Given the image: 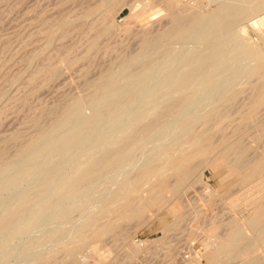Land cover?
I'll return each instance as SVG.
<instances>
[{
    "label": "rangeland",
    "instance_id": "obj_1",
    "mask_svg": "<svg viewBox=\"0 0 264 264\" xmlns=\"http://www.w3.org/2000/svg\"><path fill=\"white\" fill-rule=\"evenodd\" d=\"M101 1L102 0H0V146L3 142L4 136H9L15 130L20 132L22 131L23 140L27 139L31 134H33L35 132L34 126H29V119L36 115H41V117H43L42 123H45V126L49 127V130H51L49 133L46 134L49 138L45 136V138L47 139H43V142L41 140V143L38 144L40 146H35V148L38 146L36 148V154H39V152H42L47 147L54 146V139H61L67 133L75 132L78 129L77 127L83 124L85 120L92 119V117L95 115V109L93 108V106H91L88 100L91 95L89 93H92L91 84L97 81L107 70L117 68L118 66L116 65V63L119 65L121 59L136 55L142 47V39L145 35L146 37H153V39L157 38V42L155 41V43H159L157 44V47L158 45L159 47L155 49V53L149 55L150 57L147 56L146 59L142 58V60H136L129 65V69L131 71L135 69L133 72H136V74H138V71L140 72L142 70L145 61L157 63L158 60L162 58L164 51H169L170 53L173 52V57L179 56V54L181 56H190L194 54H202V52H209L211 47H209L210 43L206 39L197 41L187 40L185 42H181L178 40H167L166 37H161V35L168 31L170 28H172L174 24H176V21L180 23H185L193 15L195 16L196 14L207 16L216 11L218 6L222 3H226L227 0H123V2L122 0H113V4L115 2H118V6L116 5L117 7H115L114 9L100 10L99 12H97L96 14L94 13L90 17L83 15L87 8L99 4ZM120 1L121 4L119 3ZM238 1L239 0H236V2L235 0H228V2L235 3L237 5H244L248 9H250V7L251 9H253L255 6L264 5V0H254L258 3H252L254 1H251V4H249L250 2H247V5ZM127 3L132 4L134 8L130 10L129 8L125 7L124 4ZM81 11L83 13H81ZM83 16L86 17V19ZM64 17L66 19L70 18V24L68 26H62L60 28L58 27L59 29H56L57 27L55 26L54 28L58 31L54 29L56 38L54 36L52 38V41L47 37L46 31L44 30H48L52 25H54L57 20ZM242 18L243 17H241V19ZM239 19V16L233 18V23L231 24L232 27L228 26L229 29H227L228 27H225L220 28L223 29V31H221L220 29L213 30L214 33H219L220 35L227 36V39L225 41L226 44L223 46L226 53L225 59H223L221 64H218L219 66L217 65V67L213 70V74L218 71L216 75L218 74L220 79H222V81L220 80L221 82L218 83L214 91H218L219 94H226L230 91V89L227 88L230 87V75L228 76V74L232 73V68L235 69L233 72L237 70L236 72H242L243 74L244 71H247L248 69L253 67L256 61L255 58L253 59V57L251 58V56L249 58L247 56V59L246 57L241 58V55H243L245 49L242 47L237 48L238 46L235 44V40L236 42L242 41L247 43V45H249L253 49V51L255 49V52H259L261 49L264 53V39L259 36L260 32H258L255 28L247 26V33L242 34L239 31L241 25L238 24H246L244 23L246 19L244 18L242 19V21L240 20V22ZM104 27L108 28L109 35L106 33L104 34L105 36L103 35L104 37L101 36L97 40V44L94 50H90L89 45L94 40L95 33L103 29ZM224 29L227 30V32ZM63 30L65 31V35ZM234 30L236 32H234ZM62 31L64 36L61 33ZM58 34L62 35L63 37H59ZM47 40L49 41V43ZM158 50L160 52L159 54H157ZM44 56L47 57L45 58ZM153 56L155 57L153 58ZM177 58H180V56ZM235 58L238 61H234ZM261 59L259 60L260 63H258L259 65L262 64L260 66H263L264 57H262ZM50 63H54V66L56 65V75H54L53 77H48L47 74L41 72L40 74H38L37 77H35L34 80L33 75L39 72L41 68L44 69L47 64L49 65ZM238 63L241 64L238 65ZM231 65L232 68L230 67ZM245 66H247L248 69ZM228 67H230V70H228ZM223 68H228L226 69V71L228 70L226 73H230L226 74L225 69ZM243 69L244 71H242ZM222 72L225 74L223 75ZM158 73L159 72H157V74ZM225 75H227V78L229 77L228 80H225ZM45 76H47L48 78ZM254 76L256 77V75ZM254 76H251L252 80L250 79L252 83L253 81L255 82L254 79H256ZM29 77L31 78L32 82L29 80ZM45 78H47V80ZM150 79L151 81H149ZM150 79H148V82L151 83L153 79ZM243 79L245 80V78ZM156 81L157 80L155 79V81L151 84L148 82L144 83L143 81L139 85H137L140 88L136 87L137 89L135 90H139L142 92H147V90L154 91V96L160 99L163 105L164 103L167 104L168 101L170 102L172 98H176L180 95H183L184 91H177L172 97L170 95H162L161 93H163V90L160 89L159 86H157ZM224 82H228L227 87ZM149 84L151 86H149ZM221 84L222 87L223 85H225V87L222 88ZM142 85L144 86L142 87ZM116 86H118V88H121L122 90V85L120 82L117 83ZM146 87L147 89H145ZM221 91L224 93H222ZM200 92H202V94ZM200 92L199 95L202 97L198 95L197 98H195V103H197V105L195 103L192 104L194 107L192 105H188L186 109H184V111H180L183 113H173L175 115H172L173 120L171 119V121L167 123L168 125L162 128L163 130L159 129L157 130V133L155 131V134L152 133L153 135L147 138L148 140L144 139L140 142V145L135 148V151H132L131 157L129 158V161H133L134 164L132 163V165H130L131 163L128 161L124 163V166L121 165L120 168H116L118 171L123 173V175L117 170L116 172H114L115 169L111 170V172H105L104 174H102L104 175V177L100 175L92 183H90V187H92V190L89 186H87L86 188H81L79 191L69 193V195L65 198L67 199L66 201L65 199L59 203H57L56 201L58 199V192L55 191L53 185L49 182V179L53 172L58 169V173L60 176L73 175L77 167L83 168L87 162H91L95 160L98 156H100L101 150L98 149L94 151L92 148L95 138L101 135L111 136L113 138H121L127 136L131 132H133V130H135L138 125L140 126L146 123L153 116L159 113L160 110L158 107L143 110H135L131 106H127L129 107L128 110L131 111L126 110L127 108L124 107L122 109V112L119 111L120 113L108 115L109 117L105 116L100 121V127L98 125V128L95 130V136L93 134V137L87 138V145L92 143L89 146L86 145L87 149L86 146L84 148L78 146L75 148L65 147L62 150L50 152L47 156H44L43 154L39 155V157L35 161L28 160L31 157L30 153L29 155L24 156V159L22 158V160L18 162L14 161V163L12 161L11 163L9 161L2 165V167L5 168L6 172L4 173V177H0V216L3 215L5 211L9 208L15 209L18 204L19 198L22 197H25L28 201L27 210L29 212H27L22 222V225L14 226L0 234V239L3 238L2 240H0V251L2 252V254L0 253V264H28L25 261L35 264L38 259L44 257L51 259V262L49 261L47 264H66L65 252L64 250H62V246L74 240L76 236L75 230H77V228L82 224V222L87 218L89 214L97 211L99 205H101L105 201H108V198L112 197L113 193L118 189V186H120L119 184H121L122 181H132L134 176L138 173L139 169L143 166V164H140L139 162H144V160H146L147 162L152 157H156L158 155V152L161 153L167 146L171 145L175 141L174 138H176V134L179 135L180 133L179 130L180 128H182L180 127V125H182L186 121V119L194 116L198 117L200 115V117H203L205 115H209V113H214L212 111L215 110L216 113L217 110L220 111L219 108H221V106V111H227L230 117V103L229 105L226 104L225 106L224 104L218 107L217 103L213 104L217 95L212 96L211 94L210 96L208 93L207 95H205L204 93H206V90H201ZM203 95L205 96L203 97ZM209 96L211 98H209ZM76 97H78V99H81L82 110H80V116L77 117L76 120L74 119L73 123H71V121L68 123L69 125H65L63 123V120H60L58 125L55 124V126L57 125L55 127L52 124L51 118L44 117L45 113L42 114L49 107L51 108L57 105H61L59 103H65L73 98L76 99ZM144 98L139 99L140 101H137L136 105L139 104L138 106H141L143 104H146L147 98ZM199 100L202 102L198 103L200 102ZM203 100H205V102ZM215 102H217V99ZM190 112L191 115L189 114ZM261 113L263 115V112ZM134 115L136 116L133 117ZM129 117H133V119H135L134 123L136 125L134 123H132L131 126H127V124L125 125V120H127V118ZM44 121H47V124ZM229 121L230 119L219 121L217 125L214 126L217 131L215 133L216 136L214 135L213 137V141L215 139L218 140L214 141L217 150L215 149V151H213V155L208 154L206 156L199 157V160L196 159L197 165L200 164L198 165L196 173L197 180L193 184H188L186 186V188L180 193L184 194L180 195L181 197L179 196V199L178 197L171 198V196L167 194L165 201H168V199L170 200V198L172 200H170L169 203H166L164 201L166 204H160L161 206L166 205L165 208L161 207L160 205H153L145 210V215L143 214L139 218H132L129 220L122 221L120 225V230L123 231L122 233H125L123 234V236L121 233H119V230L117 233H109L99 238L89 237L85 244L82 245V247L75 252L73 258H71L69 262L71 264H179V259H176L175 261H173L174 259H172L171 261V258H173L171 254L172 251L175 250L179 253L182 252L181 254L185 256H194V259L197 256L200 257L206 250V243L208 240H210L209 238L213 240L216 236L222 237L223 235L227 234L226 232H228L230 229L231 219L242 221L245 217L249 216L252 213V209L250 207L251 202L258 198V196H260L261 193L264 192V182L262 181L264 175L263 177H260L259 180H255L253 184L251 182L252 186L254 187L255 183L262 181L258 185L262 189L260 188L261 190H258L259 187L256 185L254 188L255 190H257L256 192L255 190L253 192V187L250 186V182H248L249 184L245 183L248 184L247 186H245L244 184L236 183V177L229 170L230 157H228L227 163L224 165L216 167L211 164L213 161H216V159L218 160V158H220L217 151L221 147L223 141H230V135H232L235 131L233 124L229 123ZM223 122H226L225 125L223 124ZM197 123H199V125ZM201 123V121H196L195 123H193V128H195L196 130H202L203 126ZM222 124L224 125V127ZM25 125L26 127L24 129L23 126ZM175 126L179 127V129ZM253 127H251V129H249L250 127L247 128L244 133V137L242 136L243 138H245L244 141H242L243 144L247 141V143H245V146L248 145L247 148L249 149L250 155H253L255 152V148H253L254 140H251L252 138L250 137H253L254 134H257V127ZM18 128H21V130H19ZM115 128L119 129L116 130ZM165 129H169L168 131L171 133L169 134V132ZM96 132H98L97 135ZM222 133L227 136L225 137ZM51 134L52 137L50 138ZM167 134H169L170 137L172 136V138L175 136L173 138L174 140L170 137H167ZM217 134H221V137L223 135L224 139H222L221 137L218 139L219 136ZM161 136L164 138H162ZM165 136L169 139L165 138ZM92 138L93 142L89 143V139ZM160 139L161 141H159ZM164 139H166V142L160 145L164 142ZM153 140L155 141V143ZM151 141H153L152 143L154 144H151V146H149ZM248 141H250L249 144ZM159 142L161 143L159 144ZM148 147H150L149 149L151 150H147ZM155 147H158V149ZM152 149L156 150H154V153H152V155L150 154L149 156V152H153ZM8 150L10 153H12L15 150V143L11 142L8 145ZM144 152H147L146 155H143ZM137 156L140 159L139 162L136 161L138 163L135 162ZM145 156L149 157L145 158ZM133 157H135L134 160H130ZM128 163L130 166L128 165ZM209 164L211 166H209ZM127 166L130 168L127 169ZM131 167L133 168L131 169ZM122 168H124L125 170L121 171ZM128 170L130 171L127 173L126 171ZM108 173L109 176H107ZM117 175L123 176V179L121 177L117 178ZM112 178L114 180L115 178L118 179L116 181H118L119 183L116 181H111L113 180ZM105 182H107V184ZM112 183H116V186L114 185L116 189L111 186L113 185ZM240 186L244 189H240ZM45 188H47L45 200H48V206L37 203V199L35 198L38 192ZM110 188H113L112 192H109L111 191ZM105 189L107 191H104ZM94 190L96 191V193H99H97L98 197L96 196L95 192L93 193ZM100 190L101 192L103 190L105 194H109L106 195V199H103L105 196L104 192L101 193L103 197L100 195ZM248 190L249 192H247V195L246 191ZM85 191L87 193H85ZM250 191H252L251 194H249ZM243 192H245V194ZM74 194L75 196L73 197ZM88 194H91V197H87ZM84 195H87L86 200V197ZM83 196L85 197L84 199H82ZM250 197L251 199H249ZM101 199H103L104 201ZM89 200H91V204L89 203ZM248 200H251V202ZM97 201L99 203L98 206ZM5 203L6 205H4ZM157 206L161 208H158ZM170 206H175L176 209L174 213H170ZM66 207L68 209H66ZM94 207H96V209ZM48 208H51V210ZM86 208L89 210H87ZM46 209L48 210V212H46ZM52 209H56L57 211L54 210V212H52ZM84 209L86 210L87 214L84 213ZM152 209L154 211H152ZM79 212L81 213V215ZM82 212L84 213L83 218H81V216L83 215ZM51 213H53V215H51ZM62 213L63 215L60 217ZM238 213L240 214L238 215ZM49 215L51 216L50 219H48ZM111 216L103 217L104 220L103 218L101 220L102 224H105L107 221H109V219H111ZM57 217L60 218L58 219ZM78 217L81 218L79 221L77 220L79 219ZM55 218H57V220L53 221L55 220ZM71 219L74 220V222ZM44 222L46 225L42 224ZM64 222L68 224H65V226L63 227L62 224L64 225ZM212 222V225L215 226L211 225ZM71 223H73V225ZM49 224L53 225L51 226L52 228L54 227L53 230L50 228L51 230L49 231ZM58 224H60V226H58ZM211 227L214 228L212 229ZM59 228L61 229L59 230ZM56 230L57 235L55 234ZM69 231L70 233H68ZM43 233L46 235L42 238V236H44ZM247 233L251 235V232L248 231ZM39 235H42L40 236L41 239H39ZM47 235L50 237L49 242H47ZM64 235L65 237H63ZM205 238L207 240H205ZM59 239L61 240V242L58 241ZM51 240H54L56 243L54 241L53 244L50 243L52 242ZM122 240L125 244L121 243L123 242ZM57 241L60 243L57 244ZM37 248L38 250H41V252L37 251ZM261 249V247H258V251H261ZM189 251L193 254L195 253V255L191 254ZM33 252H37L38 254L35 253L30 257V253L32 254ZM60 253H62V255H60ZM168 254H170V259L169 257H167ZM25 255L27 256L25 257ZM233 261L235 263H233ZM237 261L240 262V258L232 260L231 263L240 264ZM202 263L206 264L204 259H202Z\"/></svg>",
    "mask_w": 264,
    "mask_h": 264
},
{
    "label": "bare ground",
    "instance_id": "obj_2",
    "mask_svg": "<svg viewBox=\"0 0 264 264\" xmlns=\"http://www.w3.org/2000/svg\"><path fill=\"white\" fill-rule=\"evenodd\" d=\"M229 1H233V0H229ZM239 1H240V3H243V4L244 3L246 4L247 2H250L249 4H251V1H254V0H239ZM112 2H113V0H102L99 4L94 5V6H90L89 8H87L83 15L90 17L94 13L96 14L97 12H99L100 10H110V9H114L115 7L118 6L117 5L118 2H115L114 4ZM122 2H123V0H122ZM235 2H236V0H235ZM256 2L257 1H254L252 3H256ZM119 3L121 4V1ZM124 5H125V7L129 8L130 10H132L134 8V6L130 3L124 4ZM252 8H253V4H252ZM81 13H83V12L81 11ZM238 16L240 17L239 22H240V20L242 21V19H244V18L246 19L244 22L246 24H238V25H241L239 28V31L242 34L247 33V26H249L251 28L257 29V31L260 32L259 36H261L264 39V5L263 6H255L253 9H251V7H250V9H248L244 5H237L235 3L228 2V0H227L226 3L220 4L216 11H214L213 13H211L207 16H202V15L196 14L195 16L193 15L185 23H183V22L180 23V22L176 21V24H174V26L172 28H170L168 31H166L165 33H163L161 35V37L162 36L166 37L167 40H178L181 42H185L187 40L197 41V40L206 39L210 43L209 47H211L209 52H207V53L202 52V54H194V55L186 54V55H190V56H181L179 54L180 58H177L179 56L173 57V55H172L173 52L170 53L169 51H164L162 58H160L157 63L145 61V64H144L142 70L140 72L138 71V74H136V72L135 73L133 72L135 69L133 71H131L129 69V65L136 60H139V59L142 60V58L146 59L147 56L150 57L149 55L155 53V49L159 47V45L157 47V44H159V43H155V41L157 42V38L153 39V37L150 38L149 36L146 37V35H145L144 38L142 39V47L136 55H134L132 57L127 56L128 58L125 57L124 59H121L119 62V65L116 63V65L118 66L117 68L107 70L105 73H103V75L97 81H95L91 84L92 93H89L91 95H90L88 100H89V103L91 104V106H93V108L95 109V115L92 117V119L85 120V122L83 124H81L79 127H77L78 129L75 132H69L64 137H62L61 139H58V138L54 139L53 140L54 146L47 147L42 152H39V154L35 153L36 148L38 146H40L38 144L41 143V140L43 142L44 141L43 139H47V138H45V136H47L46 134L51 131V130H49V127L45 126V123L44 124L42 123L43 117H41V115L40 116L36 115V116H33L31 119H29L30 120L29 126L33 125L35 132L33 134H31L27 139L23 140L22 131L20 132V131H16V130L15 131L13 130L14 132L11 133L9 136L8 135L4 136L3 142L0 146V177H4L5 176L4 173L6 172L5 168L2 167V165H4L5 163H7L9 161L11 163H12V161L18 162V161L22 160V158L24 156L29 155L30 153H31V157L28 160L35 161L39 157V155L43 154L44 156L45 155L47 156L50 152L59 151V150L64 149L65 147H74L75 148L78 146V147L84 148L88 144V141L86 142L87 138L93 137V134H94L95 130L98 128V125L99 124L101 125L100 121L105 116L120 113L119 111L122 112V109L124 107L127 108L126 110L129 109V107H127V106H131L135 110H143V109L157 108V107L159 108V110H160L159 113H157L155 116H153L146 123H144L140 126L138 125V127L135 130H133V132H131L127 136H124L121 138H113L111 136L101 135V136H98L97 138H95L94 139L95 141H94V144L92 145V148L94 151L98 150V149L101 150L100 156H98L95 160H93L91 162H87L83 168L77 167L75 169V171H74L75 173L73 175H64V176L61 175L60 176L58 173L59 170L58 169L55 170L53 172V174L51 175L49 182L53 185L55 191L58 192V197H57L58 199L56 201H57V203H59L62 200H64L66 198V196L69 195V193L79 191L81 188H84V187L86 188L87 186L90 187V183H92L97 177L104 174L105 172H109V171L111 172V170H113V169H115L114 172H116L117 167L120 168L121 165L124 166V163L129 161V158L131 157L132 151L133 150L135 151V148H137L140 145L141 141L149 138L150 136L153 135L152 133H154L155 131L157 133L158 132L157 130L162 129L163 127L168 125L167 123H169L171 121L172 115H174L175 113L179 114L177 112H180L182 110L184 111V109H186V107L188 105L194 104L195 98H197V96L200 93L202 94V92H200L201 90H206V93H204L205 91L203 92L205 95H207V93L210 96H211V94H212V96L217 95V97L215 98V101L217 99V102L214 101L213 104L217 103L218 107H220L221 105H224V104L226 106V104L229 105V103H230V108H229L230 109V117H229V114L227 111L226 112L221 111L222 106H221V108H219L220 111L217 110V112L219 111L218 113L217 112L215 113L216 110L214 108L215 111H212L214 113H209V115H205L203 117H200L201 115L200 116L196 115L198 117H195V116L189 117L188 119H186V121L182 125H180V127H182V128H180V130H179L180 133L178 132L179 135L176 134V138H174L175 136L173 135L174 136L173 138L175 139V141L174 142L172 141L173 143L171 145L167 146L161 153L158 152V155L156 157L155 156L152 157L147 162H146V160H144V162H145V164H144V162H139L140 159L137 156V158L139 160L136 158L135 162L138 161L140 164L142 163L143 166L141 165L142 167L139 169L138 173L134 176L132 181H122V183L119 184L120 186H118V189L113 193L112 197H110L111 199L108 198V201H105L101 205H99V208L97 209V211L89 214L87 216V218L82 222V224L77 228V230H75L76 236H75L74 240L71 241L70 243L62 246V250H64V252H65V258H66L65 263L66 264H71L69 262V260L71 258H73V255L75 254V252L78 249H80L82 247V245L85 244V242L87 241V239L89 237L99 238V237H102L103 235H106L109 233H117L121 229L120 225H121L122 221L129 220L132 218H139L144 214V212L147 208H149L153 205H160V204L162 205L165 202L169 203L170 200H172L171 198H173V197L174 198L178 197V199H179V196L184 194V193H182V194H180V193L186 188V186L188 184H193L197 180L196 179L197 178L196 173H197L198 165H200V164L197 165L196 159H198L199 157L206 156L208 154L213 155V151H215V149H216L214 141L217 140V139H215L213 141V137L217 131L214 128V126L217 125V123L219 121H224V120L230 119L229 123L233 124L235 131L233 132L232 135H230V141L229 140L223 141L221 147L217 151L220 158H218V160L216 159V161H213L211 164L216 166V167L220 166V165H224L227 163L228 157H230L229 158L230 159L229 160L230 172L236 177V180H237L236 183L244 184L245 186H247L249 184L248 182H250V184L252 182V184H253V182H255V180L257 181L260 179V177H263V175H264V65L263 66H260L262 64L259 65V63H260L259 60L262 57H264L263 51L260 49L259 52H255V49L253 51V49L249 45H247V43L242 42V41L236 42V40L234 41L232 39L235 42V44L238 46L237 48L242 47L245 49L243 55H241V58L246 57V59H247V56H248V58L251 56V58L252 57H253V59L255 58V60H256L255 64L250 69H248V67L245 66L248 70L244 71V69H245L244 68L242 70V71H244L243 74H242V72L241 73L236 72L237 70L235 72H233L235 70L232 68V65L234 64V62L230 66L233 69V70L231 69L232 73H230V72H228L230 74L226 73L228 70H230V67H228L229 69L226 68V69H228L227 71L225 68H223V69H225V73L228 74V76L230 75V87H227L228 82H224V84H226V87L228 89H230V91L226 94L222 91L221 92L224 94H219L218 91L214 92L218 83H220L222 81V79H220L218 74L216 75V73L218 71H216L215 74H213V70L217 67L218 64H221L223 59H225L226 53H225V49L223 48V46L226 44L225 41L227 39V36L220 35L219 33L218 34L214 33L213 30L225 28L228 26L232 27V25H231L233 23L232 19L235 17H238ZM241 17H243V18L241 19ZM84 18L86 19V17H84ZM69 19H66L65 17L61 18V19L57 20L54 23V25H52L50 28L48 27L49 28V29L47 28L48 30H44V31H46L47 37L52 40V38L55 36V30L59 29L62 26H68L70 24ZM173 20H174V18H173ZM176 20H177V18H176ZM76 21H77V19H76ZM55 26L57 27L56 29L54 28ZM227 29H229V27ZM220 30L223 31V29H220ZM56 31H58V30H56ZM63 31L61 32L62 35H63ZM108 31H109L108 28L104 27L103 29H101L95 33V38L89 45L90 50H94V48L96 47V44H97V40L101 36H103L104 34H106V33L108 34L109 33ZM225 31L227 32V30H225ZM234 32H236V31L234 30ZM62 35H59V37ZM64 35H65V31H64ZM55 38H56V36H55ZM48 43H49V41H48ZM251 43H252V41H251ZM207 47H208V44H207ZM222 48H223V51H222ZM238 52H239V50H238ZM238 52H236V53H238ZM241 52H243V51H241ZM159 53L160 52L158 50L157 54H159ZM154 57L155 56H153V58ZM232 57H233V55H232ZM64 58H65V56H64ZM235 60H237V59L235 58L234 61ZM53 64H51V63L49 65L47 64V66L44 69L41 68L40 71L38 69L39 72H37V73L34 72L35 73L33 75L34 80H35V77H37L38 74H40L41 72L44 74H47L48 77H53L54 75H56V72H57L56 68H55L56 65L54 66ZM239 64H241V63H238V65ZM157 72H159V73L157 74ZM225 73L222 72L223 75ZM44 74H42V75H44ZM254 75H256V77ZM225 76H226L225 80H228L229 77L227 78V75H225ZM251 76H254L256 78V79H254L255 82L253 81V83L251 82V80H252ZM39 77H40V75H39ZM45 77H47V76H45ZM47 78H45V79L47 80ZM150 78L153 79L152 82H154L155 79L157 80L156 81L157 86H159V88L163 90L162 91L163 93H161L162 95H164V96L170 95L172 97L174 95V93H176L177 91H184L183 95H180L179 97H176V98H172L170 102L168 100H166V101H168V103L167 104L164 103V105H163L162 101L154 96L155 95L153 93L154 91H148L147 90V92H142L139 90L138 91L135 90V89H137L136 87H138L137 85H139L143 81H144V83L148 82V79H150ZM221 78H222V76H221ZM243 78H245V80ZM29 80L32 82L30 77H29ZM36 80H37V78H36ZM46 80H44V81H46ZM149 81H151V79ZM119 82L122 85V90H121V88L120 89L118 88L119 85L116 86L117 83H119ZM148 83H150V82H148ZM150 84H149V86H151ZM222 84H221V87H222ZM143 86L144 85H142V87ZM145 86H147V85H145ZM149 86H148V88H149ZM87 87H88V85H87ZM154 87H156V86H154ZM223 87H225V85H223ZM138 88H140V87H138ZM218 88H219V86H218ZM145 89H147V87ZM205 95H203V97ZM210 96H209V98H211ZM144 97L147 98L146 104H143L141 106H138L139 104L136 105L137 101H140L139 99H142ZM200 97H202V96H200ZM199 99H201V98H199ZM208 99H207V101H208ZM196 101H197V99H196ZM203 101L205 102V100H203ZM201 102L202 101H200L198 103H201ZM81 103H82L81 99H78V97H76V99L73 98V99H71L65 103H59L61 105H57V106H54L51 108L49 107L48 109L45 108L47 110L46 111L44 110L45 112L42 111L43 112L42 114L45 113L44 117L51 118L52 124L54 126H55V124L58 125L60 120L61 121L63 120V123L66 125L71 121H72L71 123H73V120L74 119L76 120V118L80 116V110H82L81 109V107H82ZM195 104L197 105V103H195ZM135 105H136V107H135ZM205 106H208V105H205ZM36 109H38V108H36ZM210 110H212V109H210ZM225 110H227V109H225ZM128 111H131V110H128ZM261 112H263V115ZM180 113H183V112H180ZM199 113H201V112H199ZM189 114L191 115V112ZM135 116L136 115H134L133 117H135ZM133 117L127 118V120H125V122H126L125 125L127 124V126H131V124L135 122V119H133ZM114 118H116V117H114ZM117 119H115V120H117ZM47 121H48V119H47ZM47 121H44V122H46V124H47ZM123 121H124V119H123ZM196 121L202 122L201 123L203 126L202 130H196L195 128H193V123H195ZM178 122H179V120H178ZM23 123H24V121H23ZM115 123H117V122H115ZM199 123H197V124L199 125ZM225 123L223 122L224 125H225ZM53 125H52V127H53ZM100 125H99V127H100ZM173 125H171V126H173ZM224 125H223V127H224ZM253 126L257 127V134H254L256 136L253 135L254 138L250 137V135H249V137L252 138L251 140H254L253 148H255L254 154L250 155L249 149L247 148L248 145L245 146V143H247V141L244 144L242 141H244V139H245L243 137H244V133L247 130V128L250 127L249 129H251V127H253ZM23 127L25 129L26 125ZM119 128H115V129L117 130ZM125 128H126V126H125ZM176 128L179 129V127H176ZM123 129H124V127H123ZM171 129H170V131H171ZM19 130H21V128ZM168 130H166V131H168ZM174 130H176V129H174ZM111 131H113V130H111ZM166 131H164V132H166ZM97 133L98 132H96V135H97ZM170 133L171 132H169V134ZM217 133H219V132H217ZM169 134H167V137H170ZM222 134H224V133H222ZM220 135H218L219 137L217 136L218 139L221 137ZM94 136H95V134H94ZM163 136H164V134H163ZM224 136H225V134H224ZM51 137H52V134H51L50 138ZM167 137L165 136V138H167ZM162 138H164V137H162ZM170 138H172V136ZM221 138L224 139L223 135ZM167 139H169V138H167ZM165 140L166 139H164L163 143L159 142V144L160 143H161L160 145L164 144L166 142ZM89 141H90L89 143L93 142V138L89 139ZM153 141H151V143L149 142L150 143L149 146H151V144L155 143V141H154V143H152ZM159 141H161V139ZM11 142L15 143V150L12 153H10L8 150V145ZM249 142L250 141H248V144H249ZM91 144H89V145H91ZM36 145H38V146L35 148ZM89 145H87V146H89ZM156 145H157V143H156ZM87 146H86V149H87ZM149 148L150 147H148L147 150H151ZM155 148L158 149V147H155ZM144 149H145V147H144ZM152 150H153V152H151V153L149 152V156H150V154L152 155V153H154V150H156V149H152ZM146 153L144 152L143 155L144 154L146 155ZM73 156H74V154H73ZM149 156H147V157L145 156V158H148ZM135 157H133L130 160H134ZM207 158H206V161H207ZM73 159H74V157H73ZM129 162L131 163L130 165H132L133 161H129ZM138 162H136V163H138ZM202 162H204V161H202ZM61 163H63V162H61ZM128 165H129V163H128ZM66 166H68V165H66ZM209 166H211V165L209 164ZM133 167H131V169ZM129 168L130 167H128L127 169H129ZM212 169H213V167H212ZM122 170H125V169L122 168L121 171ZM52 171H53V169H52ZM129 171L130 170H128L126 172L128 173ZM118 172H120V171H118ZM121 174L123 175V173H121ZM120 175L119 176L117 175V178L121 177L123 179V176H120ZM102 176L104 177V175H102ZM107 176H109V173L107 174ZM116 180H118V179L115 178V180L113 179L111 181H116ZM262 181L264 182V178L262 179ZM116 182H118V181H116ZM261 182L255 183V186L256 185L258 186ZM105 183L107 184V182H105ZM245 183H248V184H245ZM252 184L250 186H252ZM114 185L116 186V183L111 185V186L116 189V187ZM0 187H1V185H0ZM20 187H21V185H20ZM237 187H238V185H237ZM254 187L252 189L253 192L255 190ZM262 187H263V185H262ZM108 188H106V189H108ZM113 188H110L111 191H109V192H112ZM260 188L261 187H259L258 190ZM46 189L47 188L39 191L38 194L35 196V198L37 199L36 200L37 203L48 206L49 205L47 203L48 200L47 201L45 200V195L47 194ZM90 189L92 190V187H90ZM106 189L104 191H107ZM240 189H244V188H242L240 186ZM95 190L93 191V193L95 192V194L97 196L98 192L96 193ZM249 190L246 191V193L249 192ZM256 190H255V192H256ZM86 191H85V193L88 192V191L87 192ZM104 191L102 190V192H101V190H100L99 191L100 195ZM252 191H250L249 194H251ZM80 193H78V194H80ZM93 193H92V195H93ZM243 193L245 194V192H243ZM75 194L73 195V197L75 196ZM104 194H105V192H104ZM167 194H169L171 196V198H170V200L168 199V201H165ZM106 195H109V194H105L103 199L107 198ZM247 195H248V193H247ZM84 196L82 199H84L87 195L85 197ZM251 196H253V195H251ZM87 197H91V194H88ZM87 197L85 198V200L87 199ZM103 199H101V200H103ZM249 199H251V197ZM254 199H255V197H254ZM66 200L67 199H65V201ZM85 200H83V201H85ZM101 200H99V201H101ZM90 201L91 200H89V203L91 204ZM248 201L251 202V200H248ZM94 203H96V202H94ZM61 204H63V203H61ZM98 204L99 203L97 201V206H98ZM4 205H6V203ZM4 205H3V207H4ZM27 205H28V201L25 197L19 198L18 204H17L15 209L9 208L5 211V213L3 215L0 216V234H2L4 231H7L14 226L22 225V222H23L27 212H29L27 210ZM69 205H70V203H69ZM250 205H251L250 207L252 209V213L249 216L245 217L242 221L236 220V219H231L230 220V229L228 232H226L227 233L226 235H223L222 237L216 236L215 239H213V240L211 238H209L210 240H208L207 243L205 241V243L207 244L206 250L204 251V253L200 257H198L196 255L197 257L195 256L196 258L194 259L193 258L194 256L193 257L191 255L185 256V255L181 254L182 252L179 253V252L174 250L171 253L172 257H173V258H171V261H172V259H174L173 261H175L176 259L177 260L179 259L180 260L179 264H203L202 259H204L206 264H228V263L230 264L232 262V260H235L236 258L237 259L240 258V262L237 261L240 264H264V192L261 193V195L258 196V198H256L254 201H252ZM58 206H57V208H58ZM165 206L163 205L161 207L165 208ZM67 207H66V209H68ZM161 207H158V208H161ZM54 208H56V207H54ZM94 208L96 209V207H94ZM48 209L51 210V208H48ZM89 209H90V207H89ZM89 209H87V210H89ZM153 209H152V211L155 210V209L154 210ZM175 209H176L175 206H170L169 207L170 213H174ZM54 210L57 211L56 209H54ZM54 210L52 212H54ZM84 210H82V211H84ZM46 212H48L47 209H46ZM84 213H86V210ZM84 213L81 216V218L84 217ZM239 214L240 213H238V215ZM51 215H53V213H51ZM62 215H63V213L60 215V217ZM80 215H81V213H80ZM80 215H78V216H80ZM109 215L110 216L112 215L111 219L108 218L109 221H107L105 224H102V222H101L102 218L103 217H110ZM76 216H74V217H76ZM60 217H57V218L59 219ZM50 218H51V216L49 215L48 219H50ZM57 218H55V220H53V221H56ZM81 218H79V219L76 218V219L79 221ZM103 220H104V218H103ZM72 221L74 222V220H72ZM216 223H218V222H216ZM216 223H214V224H216ZM42 224H45V222ZM65 224H68V223L64 222V225L62 224V226L64 227ZM71 224L73 225V223H71ZM212 224H213V222L211 223V225ZM49 226H48L49 231L51 229L52 230L54 229V227L53 228L51 227V226H53L52 224L51 225L49 224ZM58 226H60V224H58ZM212 226H215V225H212ZM74 227H75V225H74ZM74 227H73V229H74ZM45 228H43V229H45ZM35 229H37V228H35ZM60 229L61 228H59V230ZM71 229H70V231H71ZM41 230H42V228H41ZM35 231H37V230H35ZM65 231H67V230H65ZM70 231L68 233H70ZM248 231L251 232V235H249L247 233ZM27 232H28V230H27ZM64 232H62V233H64ZM122 232H123L122 230L119 231V233H121L123 236V234H125V233H122ZM35 233H37V232H35ZM27 234H25V235H27ZM55 234L57 235V230H56ZM43 235L44 236L39 235L38 236L39 239H41L40 236H42V238H43V237H45L46 234L43 233ZM10 237H11V235H10ZM63 237H65V235ZM49 238L50 237L48 236L47 242H49V240H50ZM52 238H54V237H52ZM66 238H64V239H66ZM2 239H0V240H2ZM15 239H17V238H15ZM117 239H119V238H117ZM125 240H126V238H125ZM205 240H207V239L205 238ZM53 241L50 243L53 244ZM58 241L61 242L60 239ZM58 241H57V244L60 243ZM121 243H124V241ZM258 247L262 248L261 249L262 253H261V251H258ZM40 248H41V246H40ZM34 250H35V248H34ZM27 251H26V254H27ZM37 251L41 252V250H38V248H37ZM0 253L2 254L1 251H0ZM35 253H37V252H33L32 254L30 253V257H31V255H34ZM191 254H193V253H191ZM60 255H62V253H60ZM169 255L170 254H168L167 257H169ZM193 255H195V253ZM26 256L27 255H25V257ZM28 256H29V254H28ZM44 258L38 259L35 262V264H45V263L47 264L51 260L48 258H45V259ZM169 259H170V257H169ZM25 262H27L28 264H33V263L28 262V261H25ZM233 263H235V262L233 261ZM53 264H56V263H53Z\"/></svg>",
    "mask_w": 264,
    "mask_h": 264
}]
</instances>
